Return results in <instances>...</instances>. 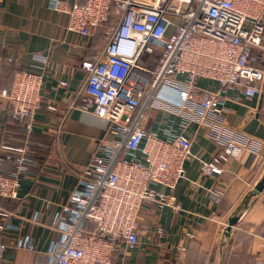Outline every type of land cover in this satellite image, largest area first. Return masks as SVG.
<instances>
[{
  "label": "built area",
  "instance_id": "1",
  "mask_svg": "<svg viewBox=\"0 0 264 264\" xmlns=\"http://www.w3.org/2000/svg\"><path fill=\"white\" fill-rule=\"evenodd\" d=\"M49 7L67 16V31L83 38L98 26L106 29L102 50L80 63L86 77L75 100L45 109L58 113L61 123L70 110L91 115L105 121L111 135L77 173L54 227L62 241L48 254L49 264H122L139 243L147 206L180 210L173 192L184 163L194 159L185 135L189 125L207 129L218 147L209 161H199L202 177L219 175L221 163L258 156L261 143L226 122L220 91H237L245 99L264 95V0H51ZM253 51L261 52L262 66L252 65ZM36 59L39 72L18 71L9 89L0 87L9 118L23 123L26 136L19 145L0 144L15 165L0 174V232L15 215L2 202L17 199L22 177L37 164L28 138L35 113L44 108L47 57ZM13 62L0 57V68ZM198 80L214 81L220 91L199 87ZM149 123L157 130L148 129ZM223 195L218 188L212 199L218 203ZM86 222L98 233L86 232ZM257 237L254 263L264 264V232ZM185 238L194 239V232ZM6 248L0 241V255Z\"/></svg>",
  "mask_w": 264,
  "mask_h": 264
},
{
  "label": "crops",
  "instance_id": "2",
  "mask_svg": "<svg viewBox=\"0 0 264 264\" xmlns=\"http://www.w3.org/2000/svg\"><path fill=\"white\" fill-rule=\"evenodd\" d=\"M50 2L0 0V57H11L12 69L29 73L39 72L41 61L36 58L47 57L40 90L44 108L35 113L28 138L37 164L22 177L17 199L2 202L15 215L0 232V241L7 245L0 264H49L48 254L62 241L54 227L63 217L61 207L76 185L77 173L97 152L99 141L111 137L101 119L70 110L61 123L58 113L45 109L48 104L68 105L75 100L86 77L81 61L103 48L98 34L83 38L67 31V16L50 9ZM251 55L252 65L262 66L261 52ZM12 80L10 72L0 70V87L7 89ZM197 85L220 91L211 80H198ZM220 92L226 122L261 143L258 156L221 163L219 175L202 177L199 161H209L218 147L207 129L189 125L185 135L191 140L194 159L184 163V176L173 192L180 210L155 211L147 206L138 230L139 243L121 258L122 264H255L260 252L257 236L264 232V190L247 200L231 231L225 229L230 215L264 172V95L245 99L237 91ZM8 117L0 100V144H22L26 138L23 123ZM147 128L157 130L158 125L149 123ZM4 156L0 151V174L15 169ZM218 188H223L224 195L215 203L212 193ZM189 231L194 232V239L185 238ZM180 247L184 251L179 252Z\"/></svg>",
  "mask_w": 264,
  "mask_h": 264
},
{
  "label": "water",
  "instance_id": "3",
  "mask_svg": "<svg viewBox=\"0 0 264 264\" xmlns=\"http://www.w3.org/2000/svg\"><path fill=\"white\" fill-rule=\"evenodd\" d=\"M262 190H264V172L262 174V176L260 177L258 183L254 186L253 190L250 191L245 198L243 199L242 203H240V205H238V207L233 211V213L230 215L229 219H228V225L225 229L226 233H229L231 231L232 226H234L238 220L241 218V214L240 213L238 215V212L240 209L243 208L242 212L244 213L245 209H246V203L247 200L252 197L255 194H258L259 192H261Z\"/></svg>",
  "mask_w": 264,
  "mask_h": 264
},
{
  "label": "trees",
  "instance_id": "4",
  "mask_svg": "<svg viewBox=\"0 0 264 264\" xmlns=\"http://www.w3.org/2000/svg\"><path fill=\"white\" fill-rule=\"evenodd\" d=\"M79 3H82V2L79 1ZM113 20H114V18L111 16L108 22L111 23ZM105 29H106L105 26H98V27H96V28L94 29V31H93V35H92V36H95L96 34H98L99 37H100V39H101V35H102V33L104 32ZM0 70H1V71H3V70H7L8 72H10V73H11V76H12V79H13L15 73L18 72V70H14V69L11 68V64H7V65L1 67ZM5 88H6V87H5ZM9 88H10V87H8L7 89H9ZM8 118H9V117H8ZM84 230H85L86 232H95V233H98V230H97L96 226H95L94 224L90 223V222H86V223L84 224ZM118 258H119V257L117 256V253H116V251H115V252L113 253V257H112V259H113L114 262H116V261H118Z\"/></svg>",
  "mask_w": 264,
  "mask_h": 264
}]
</instances>
